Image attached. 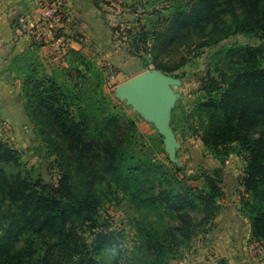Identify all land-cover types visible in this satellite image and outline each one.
I'll list each match as a JSON object with an SVG mask.
<instances>
[{"label":"trees","instance_id":"16d2710c","mask_svg":"<svg viewBox=\"0 0 264 264\" xmlns=\"http://www.w3.org/2000/svg\"><path fill=\"white\" fill-rule=\"evenodd\" d=\"M173 2L162 28L141 31L134 39L135 49L153 57L157 70L172 74L184 67L187 59L180 53L175 61L162 63L163 58L193 43V36L206 40L200 46H217L236 35L260 41L215 53L218 65L202 82L204 96L194 111L206 148L217 156L244 155L240 212L254 241L264 243V0ZM69 57L66 65L51 67L29 52L13 63L24 78L25 113L36 138L46 144L49 155L57 156L60 176L53 184L37 177L0 132V264H98L96 257L112 238L98 223L105 181L137 206L142 217L137 229L153 261L177 259L197 230L221 213L224 157L222 167L176 174L196 185L146 189L159 179L160 165L142 160L125 135L126 118L113 111L104 114L98 95L89 94L96 93L95 80L103 71L82 51L71 49ZM155 212L178 217V223L157 230L149 219ZM191 213L201 215L200 221ZM88 229L98 232L91 244L82 235Z\"/></svg>","mask_w":264,"mask_h":264},{"label":"rangeland","instance_id":"374dc122","mask_svg":"<svg viewBox=\"0 0 264 264\" xmlns=\"http://www.w3.org/2000/svg\"><path fill=\"white\" fill-rule=\"evenodd\" d=\"M173 1H102L105 11H102L101 15L106 18L111 29V39L108 48L104 51L98 49L91 53L86 52L88 53L86 55L88 62L103 71L102 78L95 80V84L99 87L96 93L90 90L89 94L91 97L95 94L98 95L103 107L106 108L104 114L113 111L126 118L124 132L125 135H129L135 153L144 161H153L160 165L159 179L154 180V184L148 185L146 189L151 187L153 189L154 187L153 190L160 192L167 187L179 189L184 184L196 185L194 182L183 180L181 176L177 179L176 174L189 176L202 169L212 170L222 167L220 157L223 156L226 161L223 184L227 187V193L230 191L237 192L240 196V193L244 191L242 186L246 167L244 155L217 156L215 152L206 148L202 141L200 116L194 111V108L204 96V92L201 90L202 82L215 71L218 65L215 53L225 46H257L260 41L254 37L236 35L217 46H200L206 40L193 36L192 39L195 38L193 43L185 45L170 56L163 58L162 63L175 61L179 58L180 53L187 59V64L184 67L172 74L157 70L151 64L153 57L151 58L144 51L140 52L135 49L133 46L134 39L136 36L139 37L141 31L148 32L153 28H162L164 19L169 16L171 9L169 7L175 5ZM150 43L151 41H149ZM66 59L72 60V57ZM49 66L53 67L52 65ZM148 71H158L170 78L166 87L173 93L170 113V127L173 129L175 138L173 160H171L170 153L166 148L164 137L156 128L154 114L147 115L142 110L135 109L119 93L120 88L126 82ZM216 79L220 82L219 78L216 77ZM85 87L90 88L88 85ZM17 102L19 103L18 98ZM22 102H24L23 99ZM98 117L101 118V115L99 114ZM27 118L30 125L23 131L22 123L16 125L17 130H14L13 125L0 116L1 135L14 149L21 153L22 162L26 168L34 169L35 175L41 177L45 182L57 183L60 176V164L57 156L49 155L50 150L48 152L46 144L36 138V130L31 119L28 116ZM20 131L23 132L19 133ZM96 162L100 164L101 161L96 159ZM176 166L181 170H174ZM8 170L12 171L13 169L8 167ZM115 191L113 185L108 181H105L101 188L103 201L99 208V230H107L112 238L96 257L98 264H116L117 262L118 264H159L154 262L153 257L145 252L143 234L137 229L142 222L137 206L128 195L121 191ZM149 214V219L156 222V229L160 231L178 223V217L173 218L166 214L158 215L157 212ZM191 215L195 220L200 221L201 215L196 213H191ZM215 221L207 222L205 228H199L188 247L181 249L179 257L174 260L167 259L166 263L203 264L207 261L209 254L202 250L205 241L216 227ZM246 225L242 227V230H245ZM96 233L98 232L88 229L82 235L91 244ZM248 244L254 246L252 232Z\"/></svg>","mask_w":264,"mask_h":264},{"label":"crops","instance_id":"0c3cea01","mask_svg":"<svg viewBox=\"0 0 264 264\" xmlns=\"http://www.w3.org/2000/svg\"><path fill=\"white\" fill-rule=\"evenodd\" d=\"M102 1L65 0V19L60 23L41 24L38 0H0V116L13 125L14 130L21 123L23 131L30 125L22 102L24 78L14 61L34 52L44 65H65L71 49L86 55L107 49L111 29L101 15L105 11ZM48 29L55 30L56 35L44 46L35 40L32 32ZM225 186L223 184L226 195L221 213L202 251L208 253V257L223 259L226 264H264V255L254 256V246L248 244L251 229L248 220L241 215L240 196L237 192L227 193Z\"/></svg>","mask_w":264,"mask_h":264},{"label":"water","instance_id":"95a60500","mask_svg":"<svg viewBox=\"0 0 264 264\" xmlns=\"http://www.w3.org/2000/svg\"><path fill=\"white\" fill-rule=\"evenodd\" d=\"M169 80L161 72L148 71L126 82L119 93L135 109H140L147 115L154 114L156 128L164 137L166 148L173 160L175 138L170 127L173 93L166 87Z\"/></svg>","mask_w":264,"mask_h":264},{"label":"built area","instance_id":"2783aa9c","mask_svg":"<svg viewBox=\"0 0 264 264\" xmlns=\"http://www.w3.org/2000/svg\"><path fill=\"white\" fill-rule=\"evenodd\" d=\"M64 1L65 0H38L39 6L41 8V24H53V23H60L62 20L63 15L65 14L64 11ZM32 35L35 37V40L40 44H50L51 37L56 35L55 30H41L36 33L34 30ZM60 50V49H59ZM253 255L260 256L264 255V243L254 241L253 247ZM221 258L219 257H208V260L205 261L203 264H223Z\"/></svg>","mask_w":264,"mask_h":264}]
</instances>
